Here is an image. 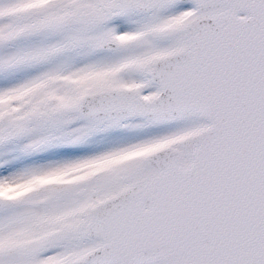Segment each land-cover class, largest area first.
I'll return each instance as SVG.
<instances>
[{
	"label": "snow or ice",
	"instance_id": "6c2138e0",
	"mask_svg": "<svg viewBox=\"0 0 264 264\" xmlns=\"http://www.w3.org/2000/svg\"><path fill=\"white\" fill-rule=\"evenodd\" d=\"M0 264H264V0H0Z\"/></svg>",
	"mask_w": 264,
	"mask_h": 264
},
{
	"label": "rangeland",
	"instance_id": "374dc122",
	"mask_svg": "<svg viewBox=\"0 0 264 264\" xmlns=\"http://www.w3.org/2000/svg\"><path fill=\"white\" fill-rule=\"evenodd\" d=\"M40 158H30L29 160H26V161H20L18 162L19 164H23V163H28V162H32V161H36V160H39Z\"/></svg>",
	"mask_w": 264,
	"mask_h": 264
}]
</instances>
